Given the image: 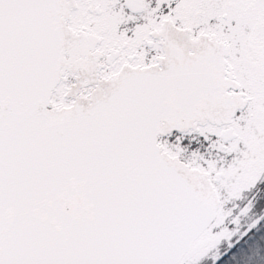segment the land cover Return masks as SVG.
I'll list each match as a JSON object with an SVG mask.
<instances>
[{
	"label": "snow or ice",
	"instance_id": "snow-or-ice-1",
	"mask_svg": "<svg viewBox=\"0 0 264 264\" xmlns=\"http://www.w3.org/2000/svg\"><path fill=\"white\" fill-rule=\"evenodd\" d=\"M0 264H264V0H0Z\"/></svg>",
	"mask_w": 264,
	"mask_h": 264
},
{
	"label": "trees",
	"instance_id": "trees-1",
	"mask_svg": "<svg viewBox=\"0 0 264 264\" xmlns=\"http://www.w3.org/2000/svg\"><path fill=\"white\" fill-rule=\"evenodd\" d=\"M251 258V254H249V256L248 257H246V259H250ZM237 259V257H233V260H236Z\"/></svg>",
	"mask_w": 264,
	"mask_h": 264
}]
</instances>
